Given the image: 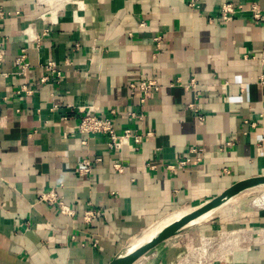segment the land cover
Instances as JSON below:
<instances>
[{
	"label": "crops",
	"instance_id": "obj_1",
	"mask_svg": "<svg viewBox=\"0 0 264 264\" xmlns=\"http://www.w3.org/2000/svg\"><path fill=\"white\" fill-rule=\"evenodd\" d=\"M223 3L234 10L227 20L219 19ZM0 7L10 12L0 24V264H108L165 215L264 175V0ZM143 78L159 89L140 103L130 84ZM195 92L202 120L188 106ZM89 109L110 117L117 133L141 134L138 149H111L105 135L77 132ZM190 147L201 151L180 164ZM51 191L71 215L40 200ZM85 209L96 211L89 222ZM211 218L138 264H179L201 239L218 246L230 231L245 237L198 264H264V209Z\"/></svg>",
	"mask_w": 264,
	"mask_h": 264
},
{
	"label": "built area",
	"instance_id": "obj_2",
	"mask_svg": "<svg viewBox=\"0 0 264 264\" xmlns=\"http://www.w3.org/2000/svg\"><path fill=\"white\" fill-rule=\"evenodd\" d=\"M197 0H189V5L194 6ZM17 13V12H15ZM234 13L233 7L229 3H223L220 6V20H227L230 18V14ZM8 15H10V12L0 7V24L2 20H4ZM255 17H259L258 13L254 14ZM140 25L143 26L144 22H140ZM3 40L1 37V26H0V58L2 54V46ZM54 71V70H52ZM57 76L59 75V72H56ZM258 83L261 86H264V72H261L258 76ZM194 81L191 80L189 86L191 88L194 86ZM187 86V87H189ZM159 89V84L154 78H143L139 82L135 84H130V93L133 94L134 91L138 90L139 93V102L144 103L147 94L154 92ZM27 92V91H26ZM198 92H195L193 95V100L188 104L189 108L192 110V112L195 114V116L199 119H203L202 113L198 110L196 105V100L198 98L197 96ZM131 116H134L133 112H130ZM74 129L77 132L81 133H87V134H103L107 137V145L111 149L119 150L122 146L128 145L132 148L138 149L139 143L142 141V136L136 130H132L130 128H125L121 133H117L114 129L113 122L110 119V117L105 115H97L95 114L92 109H89L84 112V114L80 117L77 124L74 126ZM201 151V149H196L194 147H190L188 150V154L180 161V164H186L191 161V154L197 153ZM196 160H200V157L196 156ZM95 161H99V159H96ZM114 168L117 171H120L122 169L121 165L119 163L113 164ZM90 161L88 159L82 160V167L79 169V171L84 174L88 173L90 170ZM40 200L46 201L50 204L57 203L59 210L62 214H69L71 215L73 213V210L65 205V203L59 198H56V195L53 191L45 193L41 195ZM83 219L85 222H89L91 218L96 216L95 210H83Z\"/></svg>",
	"mask_w": 264,
	"mask_h": 264
},
{
	"label": "water",
	"instance_id": "obj_3",
	"mask_svg": "<svg viewBox=\"0 0 264 264\" xmlns=\"http://www.w3.org/2000/svg\"><path fill=\"white\" fill-rule=\"evenodd\" d=\"M258 186H264V175L252 176L232 183L219 194L195 206L191 212L170 223L167 227L142 244H138L130 249L129 246L132 241L130 240L120 248L108 264H134L160 243L210 219L212 215L224 207L231 199L246 190ZM205 215H209L207 219L195 223L197 219Z\"/></svg>",
	"mask_w": 264,
	"mask_h": 264
},
{
	"label": "bare ground",
	"instance_id": "obj_4",
	"mask_svg": "<svg viewBox=\"0 0 264 264\" xmlns=\"http://www.w3.org/2000/svg\"><path fill=\"white\" fill-rule=\"evenodd\" d=\"M252 191H257L258 194L254 198L252 197L253 199L251 200V202H248V203H250L252 206H254L257 209H264V186H258V187H254L252 189L246 190V191L242 192L241 194H239L238 196L234 197V199H231L227 204H229L233 200L235 201V199L237 197H239L240 195L248 193V192H252ZM247 201H249V200L247 199ZM226 205H224V206H226ZM195 206H197V205L188 206V207H182V208H180L178 210H175V211L165 215L164 217H162L158 221L154 222L147 229H145L144 232L142 231L140 234H138L137 236H135L132 239V241L130 243V246H129L130 249L134 248L138 244H142L143 242L149 240L150 238L155 236L158 232H160L165 227H167L170 223L174 222L175 220H178L179 218H181L185 214L191 212L195 208ZM208 216L209 215H205V216L201 217L200 219H197L195 221V223L196 222L198 223V222H201L202 220L207 219ZM262 232H264V231H262ZM241 234L242 233H239L238 231H230V232H228L225 236L221 237L220 242L218 243L219 247L217 245H215L217 243L215 240L201 239L200 242H198L199 243V247L196 250H193L192 252L188 253V251H187L186 255H184L183 257L181 256L182 259H180L179 264H198L199 262H201V260L198 261L199 259L208 258L209 256H211L215 252V250L219 252V248L220 249H223V248L226 249L227 245L224 246L225 244H231L232 242H235L236 240H239L240 238H244L245 235H241ZM198 240H199V238H198ZM234 245L237 247L238 243L234 244ZM214 248H218V250L214 249ZM232 249H234V246L232 247ZM224 253L227 254L226 251ZM145 256H146V254L143 255L134 264H138L140 261H143ZM195 260H197V262H195Z\"/></svg>",
	"mask_w": 264,
	"mask_h": 264
},
{
	"label": "rangeland",
	"instance_id": "obj_5",
	"mask_svg": "<svg viewBox=\"0 0 264 264\" xmlns=\"http://www.w3.org/2000/svg\"><path fill=\"white\" fill-rule=\"evenodd\" d=\"M258 194L257 191H252V192H248V193H245V194H242L240 195L239 197H237L235 199V201L233 200L232 202H230L229 204H227L226 206L222 207L221 209H219L214 215H212L211 217L214 218L220 214H234V213H239V212H242V211H247V210H259L257 208H255L254 206H252L250 203L248 202H251V200ZM238 196V195H237ZM242 196V197H241ZM250 197V198H249ZM253 197V198H252ZM234 199V198H233ZM247 199L249 201H247ZM211 218V219H212ZM210 220V219H209ZM148 228V227H147ZM147 228H144L143 230H141V232L145 231V229ZM140 232V233H141ZM139 233V234H140ZM138 235V234H137ZM207 240V239H206ZM150 252V251H149Z\"/></svg>",
	"mask_w": 264,
	"mask_h": 264
}]
</instances>
